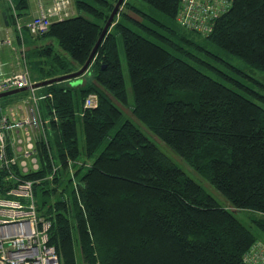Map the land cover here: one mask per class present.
Wrapping results in <instances>:
<instances>
[{
  "label": "trees",
  "instance_id": "1",
  "mask_svg": "<svg viewBox=\"0 0 264 264\" xmlns=\"http://www.w3.org/2000/svg\"><path fill=\"white\" fill-rule=\"evenodd\" d=\"M14 1L20 15L29 13L30 0ZM118 1L74 0L78 13L47 32L18 33L32 80L80 69ZM144 1L164 19L125 0L82 82L38 88L49 121L37 141L40 168L26 176L36 180L39 214L52 221L50 244L63 264H247L246 252L264 242V81L223 54L264 73V0H234L207 35L179 24V0ZM44 38L50 42L39 43ZM91 93L99 103L85 107ZM120 104L229 205L126 119ZM232 209L259 212L256 229Z\"/></svg>",
  "mask_w": 264,
  "mask_h": 264
},
{
  "label": "built area",
  "instance_id": "2",
  "mask_svg": "<svg viewBox=\"0 0 264 264\" xmlns=\"http://www.w3.org/2000/svg\"><path fill=\"white\" fill-rule=\"evenodd\" d=\"M37 3L38 12L28 20H22L13 6L15 27L21 37L25 28L33 35H40L49 30L54 20L74 14L73 0H37ZM233 3L234 0H179L177 20L182 27L207 35ZM2 43L10 44L11 38L0 36ZM22 48L24 64L20 71L4 73L0 61V94L28 87V94L17 106L5 107L0 96V264H63L60 252L50 244L52 221L38 211L36 180L26 176L40 168L37 141L46 139L49 119L43 116L40 107L47 94L32 86L35 81L25 60V46ZM98 103L96 93L85 99V107H95ZM244 261L264 264V242L256 241L246 252Z\"/></svg>",
  "mask_w": 264,
  "mask_h": 264
},
{
  "label": "rangeland",
  "instance_id": "3",
  "mask_svg": "<svg viewBox=\"0 0 264 264\" xmlns=\"http://www.w3.org/2000/svg\"><path fill=\"white\" fill-rule=\"evenodd\" d=\"M132 1L137 6H139L140 8H142L144 11H146L148 13H151V14L155 15L158 18L164 19L162 17V14L159 11H157L156 9H154L150 4H148L144 0H132ZM14 3H15L14 0H3V1H0V36L1 37H5L6 36L5 31L3 29V22L1 20L3 17L1 16V14L3 13V10L4 9H7L8 12H9V14H10V17H13L15 19V15L13 13L14 12V7H15ZM36 8H37V0H30V8L28 9V11L31 12L32 10H35ZM15 9L17 10L16 7H15ZM72 10H73V13H76V14L78 13V11H77L74 3H73V9ZM17 12H18V10H17ZM18 14H19V12H18ZM30 15H31L30 13H29V15H28V13H26V15H20V16H21L22 20H27L28 18H30ZM173 25H175L177 28H179V24L173 23ZM47 42H50V39H45L44 38V39L40 40L39 43L43 44V43H47ZM59 50L63 54H66L63 50H61V49H59ZM223 55L232 64H234L235 66H237L239 69H243L244 72H246L247 74L252 75V76L256 77L257 79H260V80L264 81V73L263 72H260L259 70L257 71V70L252 69L250 66H247L241 59H239L238 57H236V56H234L232 54L226 53V54H223ZM121 59H122V67H123V72H124V75H125V80H126V85H127L128 95H129V101L131 103V102H133L134 94H133L132 85H131V79H130V73H129V68H128V62H127V59H126L125 52L123 51V46H122ZM79 78H81V77H79ZM245 80H247L249 84H255L249 77L246 78ZM81 82H82V80H81ZM120 106H121V108L124 111V117L126 119H131V120L135 121V123L138 125V127L140 129H142L146 133V135L153 142H155L164 152H166L169 156H171V158L180 167H182L189 176H191L192 178H194L196 181L200 182L207 189V191H209L221 203H223L225 205H229L228 204V201L226 200V198L222 195V193L218 189H216L208 180H206L204 177H202L195 170V168L193 166H191L187 161H185L180 155H178L177 153H175L164 142V140L162 138H160L158 135H156L155 133H153L144 122H142L141 120L137 119L131 113V111L129 109V106H126V105H123V104H120ZM78 132H79V138H80V141H81V145L83 146L84 145V130H83V125H82L81 122L78 125ZM232 210H234V209H232ZM234 211H235V214L241 219V221H243L246 225L251 226V227H253V228L256 229V225L253 222V219L255 217H254V215H252L253 213L251 211H249L247 209L234 210ZM256 213L258 215H260L259 212H256ZM79 264H83L81 262L80 258H79Z\"/></svg>",
  "mask_w": 264,
  "mask_h": 264
},
{
  "label": "crops",
  "instance_id": "4",
  "mask_svg": "<svg viewBox=\"0 0 264 264\" xmlns=\"http://www.w3.org/2000/svg\"><path fill=\"white\" fill-rule=\"evenodd\" d=\"M50 0H47V2H49ZM6 11L3 10V13L1 14V16L3 17L1 20L3 22V29L5 31L6 36L2 37L3 39L10 37L11 38V43H2L0 45V61L3 62V71L4 73H11V72H15V71H20L23 68V64H24V57H23V48L22 45L26 46L24 44V42H20L19 38H18V31L15 30V24H13L12 26H9L8 21H6L5 17H4V13ZM29 12V11H28ZM38 12V3H37V8L35 10H32L31 12H29L30 18L36 14ZM28 13V15H29ZM28 18V19H30ZM27 19V20H28ZM9 47H8V46ZM27 48V47H26ZM24 53L26 56V51L24 50ZM26 60V59H25ZM29 67V66H28ZM30 69V68H29ZM30 76H31V71H30ZM32 79V77H31ZM37 82V81H35ZM27 90L21 91V92H25ZM20 93V92H18ZM26 94H21L15 97H12L9 100H2L4 106L6 107V105H15L17 106V103L23 98L25 97ZM17 111H19L17 109ZM22 110H20V112H18V115L21 116ZM251 211L253 214L252 215H258L255 211L249 210ZM262 240H264V237L262 238Z\"/></svg>",
  "mask_w": 264,
  "mask_h": 264
},
{
  "label": "water",
  "instance_id": "5",
  "mask_svg": "<svg viewBox=\"0 0 264 264\" xmlns=\"http://www.w3.org/2000/svg\"><path fill=\"white\" fill-rule=\"evenodd\" d=\"M123 2H124V0H119L117 2L114 10L112 11L108 21L106 22V24H105V26L103 28V31H102L99 39L97 40V42H96V44H95V46L93 48L89 58L87 59L85 64L80 69H78L76 71H73V72H70V73H67V74L56 76V77H53V78H48V79H45V80H42V81H37L32 86L36 87V88H39V87H42V86L53 84L55 82H61V81H64V80H71V79L75 80L73 82V84L81 83V80L80 79H76V78H79V77L83 76L89 70V67H90V65H91V63L93 61V58L95 57V54L97 53L98 47L101 44V42L103 41V39H104L105 35L107 34V32L109 31V28L113 24V20L115 18V15L118 13V11H119V9L121 7V4ZM4 17L6 19V17H7L6 12L4 13ZM27 89H28V87H21V88L12 89V90H9V91L2 92L0 94V96L3 97V96L16 94L18 92H21V91H24V90H27Z\"/></svg>",
  "mask_w": 264,
  "mask_h": 264
}]
</instances>
